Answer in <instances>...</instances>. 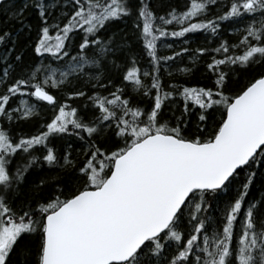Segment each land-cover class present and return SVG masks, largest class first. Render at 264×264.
Returning <instances> with one entry per match:
<instances>
[{"label": "snow or ice", "instance_id": "6c2138e0", "mask_svg": "<svg viewBox=\"0 0 264 264\" xmlns=\"http://www.w3.org/2000/svg\"><path fill=\"white\" fill-rule=\"evenodd\" d=\"M0 264H264V0H0Z\"/></svg>", "mask_w": 264, "mask_h": 264}]
</instances>
